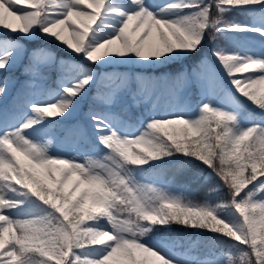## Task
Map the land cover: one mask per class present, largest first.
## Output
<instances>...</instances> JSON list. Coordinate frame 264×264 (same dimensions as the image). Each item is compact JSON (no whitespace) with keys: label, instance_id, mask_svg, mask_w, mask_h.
I'll use <instances>...</instances> for the list:
<instances>
[{"label":"snow or ice","instance_id":"1","mask_svg":"<svg viewBox=\"0 0 264 264\" xmlns=\"http://www.w3.org/2000/svg\"><path fill=\"white\" fill-rule=\"evenodd\" d=\"M172 170L228 201L144 182ZM0 264H264V0H0Z\"/></svg>","mask_w":264,"mask_h":264},{"label":"trees","instance_id":"2","mask_svg":"<svg viewBox=\"0 0 264 264\" xmlns=\"http://www.w3.org/2000/svg\"><path fill=\"white\" fill-rule=\"evenodd\" d=\"M250 17L251 16H243V15H238L236 13H231V14H226L224 19L225 20L235 19L237 21H242L245 19H249ZM38 43H42V42H38ZM216 43L221 46H227L229 44L228 41H225L223 39H218ZM211 45H212L211 41L207 42L204 46V49H202V53L206 55L208 59L211 60L212 63L216 66L217 70H219V65L216 64L215 59L212 58L210 55L209 50L211 48ZM36 46L38 45L37 44L29 45L30 48ZM50 47L58 54L59 57H63L65 59L71 58L68 52L57 49L55 45H51ZM199 59H200V55L198 54L197 56H193L188 60L184 61L182 64H173L169 66L167 69H165V71L172 73L173 75L178 71H186L188 75H191L192 72L199 70V68H197L196 66ZM25 63H27V60H25ZM22 71H23V66L21 65L20 67L14 69L12 72L7 73V75L12 77L13 79H18L20 81H23V79H26L27 77L22 75ZM58 77H59L58 67H53L50 70V80H49L50 86H55L57 84L56 81ZM191 95H192L193 104H195L199 100L198 90L195 86L191 88ZM86 108H87V103L85 104V110ZM143 111L144 109L141 107L139 111L134 109V112H136V114H139V112H143ZM151 178H158L161 187L173 188L177 191V193L183 192L184 195L188 196L190 199H193L194 201L203 202L207 200L208 202L215 204L220 202H227L229 199L228 192L225 187L221 186L220 189L217 191L212 190L217 186L216 180L210 182L190 184L187 187H185V185L188 184L187 173L176 172L175 170L169 171L163 177H151ZM176 231L178 234L184 235L186 237L185 241L183 242L185 243V245L188 240L198 241L197 246L195 248L196 250H200L202 252H208L209 245H211V252L215 254H222L224 252L231 250L228 244H220L214 242L211 239V234L195 235L191 231H189L188 233H183L180 229H176Z\"/></svg>","mask_w":264,"mask_h":264},{"label":"rangeland","instance_id":"3","mask_svg":"<svg viewBox=\"0 0 264 264\" xmlns=\"http://www.w3.org/2000/svg\"><path fill=\"white\" fill-rule=\"evenodd\" d=\"M150 2H151V3H154V4H159V3L162 2V0H150ZM242 21H247V22L251 23V22H253V18L250 17L249 19H245V20H242ZM249 47H251V49H252L253 51H256V52H258V51L260 50V46H259L258 43L250 44ZM64 59H65V58H64ZM69 59H71V58H69ZM200 71H201V69H199L198 71H195V72H200ZM193 73H194V72H193ZM193 73L191 74V76H192V79L195 80L196 77L193 75ZM26 79H27V78H26ZM189 79L192 80L190 77H189ZM57 87H58L57 84L55 85V87H54V86H51L52 89H56ZM187 95L189 96V89H188ZM171 99H172V98L169 97V96H167V95H164V96L161 97V99L158 101V104H157L158 114H159L160 112L163 111V108H164V106H165L167 103L171 102ZM146 107H147V108H151V105H147V106H145V105H143V104L141 105V108H143L144 110L146 109ZM144 182H145V183H155L157 186L161 187V186H160L161 184H160V182L158 181V178H151V177H150V178L145 179ZM168 189H170V190H172V191H174V192H177V191H176L175 189H173V188H168ZM208 253H209V251H208V252H202V251H199V250H196V249H194L193 252H192L193 255H197V256H199V257H201V258L205 257ZM212 253H213V252H212ZM213 255H215V253H213Z\"/></svg>","mask_w":264,"mask_h":264}]
</instances>
